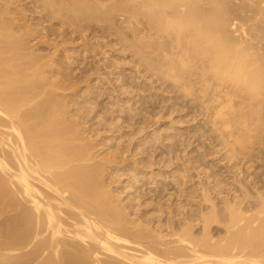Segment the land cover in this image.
<instances>
[{
    "label": "bare ground",
    "instance_id": "6f19581e",
    "mask_svg": "<svg viewBox=\"0 0 264 264\" xmlns=\"http://www.w3.org/2000/svg\"><path fill=\"white\" fill-rule=\"evenodd\" d=\"M56 3L70 20L97 19ZM11 8L0 5V264H264V0H134L135 23L156 41L146 55L136 47L137 74L229 128L225 138L215 128L220 173L198 171L200 202L160 204L166 233L162 216L155 227L128 219L107 191L112 160H96L79 128L94 108L60 98L65 85L32 56Z\"/></svg>",
    "mask_w": 264,
    "mask_h": 264
},
{
    "label": "rangeland",
    "instance_id": "374dc122",
    "mask_svg": "<svg viewBox=\"0 0 264 264\" xmlns=\"http://www.w3.org/2000/svg\"><path fill=\"white\" fill-rule=\"evenodd\" d=\"M6 1L0 3L4 10L21 9V16L17 14L19 11L12 10L21 21L15 19L12 11L8 15H13L17 27L22 25L18 29L27 35L23 37L30 41L31 50L34 49L32 56L41 55L40 63L45 67L53 66L48 68L58 79L53 80L65 85V90L64 86L59 88L63 91L58 90L60 98L69 101L71 110L85 100L94 108L91 114L85 113L83 122L79 120V128L85 131L86 142L91 141L96 147V160L104 157L112 160L103 171L107 191L120 201L128 219L142 223L141 218L143 221L154 218L155 227L158 216H162L166 233L167 216L159 211L160 204L176 203L175 210L180 201L184 208L192 201L200 202L198 171L220 173V154L215 152L223 146L218 145L215 128L225 138L229 130L227 124L221 118L211 119L206 107L201 108L192 97H183L167 84L162 85L163 88L158 84L150 86L152 83H148L146 77L137 74L136 47L146 55L150 50L148 44L156 41L144 35V20L141 19V24L135 23L134 0ZM56 2L70 10L75 5L91 7L97 19L87 16L81 22L70 20L66 13H59ZM226 110L223 109L224 119H229ZM94 113L100 117L93 119ZM94 122L98 126H94ZM187 208L185 212L191 209L190 205ZM216 225L218 231L223 229L222 224ZM125 246L128 257L139 254L140 248L136 245ZM102 259L113 260L109 256H102ZM118 262L131 264L130 261Z\"/></svg>",
    "mask_w": 264,
    "mask_h": 264
}]
</instances>
